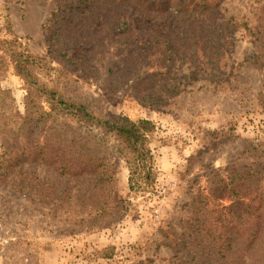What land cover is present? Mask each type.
Wrapping results in <instances>:
<instances>
[{
	"label": "rangeland",
	"instance_id": "obj_1",
	"mask_svg": "<svg viewBox=\"0 0 264 264\" xmlns=\"http://www.w3.org/2000/svg\"><path fill=\"white\" fill-rule=\"evenodd\" d=\"M55 7L53 0H0V40L18 38L32 54L50 57L47 28ZM221 10L255 28L264 18V0H225ZM180 20L175 14H151L142 24L165 33L173 23L178 28ZM81 54L76 50L70 55L79 61ZM259 56L257 46L235 35L227 54L233 65L227 69L231 74L222 83L203 64H186L174 74L173 85L179 91L173 93L164 84L154 88L161 103L151 99L143 103L129 89L113 88L104 78L87 76L81 69L66 70L51 60L44 69V82L89 102L97 115L156 123L151 149L158 182L147 197L130 194L126 162L114 152L116 141L111 139L112 200L115 206H133L121 220L122 212L95 219L97 211L89 197L101 190L96 180L62 178L48 168L32 166L31 170L37 168L47 179L43 196L24 197L11 185L0 190V264H136L149 259L154 264H170L174 246L184 250L185 258L193 257L198 244L195 218L215 205L222 211L232 204L225 189L232 173L238 187L245 182L239 177L254 174L245 178L253 183L259 173L255 169L264 165V112L257 100L264 91V68L248 61ZM109 59L107 54L104 62ZM0 83L12 92L9 110L23 116L24 80L11 67L0 72ZM142 92H147L146 86ZM261 181L264 184V178ZM52 186L69 190L56 199ZM70 196L71 204L81 199L75 211L56 213L54 204L65 203ZM107 247L114 248L109 252L113 258L101 257Z\"/></svg>",
	"mask_w": 264,
	"mask_h": 264
},
{
	"label": "trees",
	"instance_id": "obj_2",
	"mask_svg": "<svg viewBox=\"0 0 264 264\" xmlns=\"http://www.w3.org/2000/svg\"><path fill=\"white\" fill-rule=\"evenodd\" d=\"M53 2L56 7L47 28L50 57L32 54L18 38L0 40V72L12 67L24 80L26 90L24 115L18 117L8 108L12 92L0 83V190L11 185L24 197L43 196L47 179L37 168L31 170L32 166L48 168L62 178L92 177L102 186L89 197L97 211L95 219L122 212L121 220L133 204L120 207L112 200L109 143L111 139L116 141L114 152L126 162L130 194L147 197L159 177L151 149L157 125L148 119L135 122L126 117L107 119L97 115L89 102L44 82L42 76L48 63L54 60L66 70L81 69L87 76L104 78L113 88L129 89L143 103L150 99L161 103L154 88L164 84L176 93L175 71L186 64H203L210 76L222 83L223 77L231 74L227 73L233 66L227 54L235 35L257 46L260 56L248 61L264 68V18L253 28L249 21L229 17L221 10L225 0ZM151 14H175L181 20L178 28L173 23L162 33L142 24ZM76 50L82 51L79 61L70 55ZM107 54L110 59L104 62ZM145 86L147 92L143 93ZM257 100L264 112V91L258 93ZM255 172L259 173L253 183L245 179L254 175L248 173L239 177L245 182L238 187L231 174L225 189L232 204L222 211L215 205L196 217L197 225L193 227L197 253L185 258L184 250L174 246L170 264H264V165ZM52 189L56 199L69 190L58 191L55 186ZM72 200L70 196L65 203L54 204V211L72 214L81 199L74 204ZM212 215H217L215 222ZM110 250L114 248H105L101 257L113 258ZM146 262L154 264L151 259L136 264Z\"/></svg>",
	"mask_w": 264,
	"mask_h": 264
}]
</instances>
